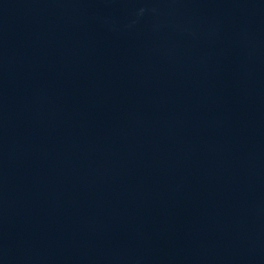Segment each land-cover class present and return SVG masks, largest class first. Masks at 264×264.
<instances>
[{
    "label": "water",
    "instance_id": "obj_1",
    "mask_svg": "<svg viewBox=\"0 0 264 264\" xmlns=\"http://www.w3.org/2000/svg\"><path fill=\"white\" fill-rule=\"evenodd\" d=\"M0 264H264V0H0Z\"/></svg>",
    "mask_w": 264,
    "mask_h": 264
}]
</instances>
